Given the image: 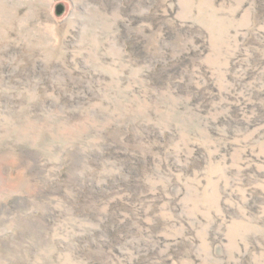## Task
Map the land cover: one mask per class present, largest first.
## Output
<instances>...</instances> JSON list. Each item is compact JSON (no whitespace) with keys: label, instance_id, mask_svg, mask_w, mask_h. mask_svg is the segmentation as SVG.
I'll return each mask as SVG.
<instances>
[{"label":"rangeland","instance_id":"374dc122","mask_svg":"<svg viewBox=\"0 0 264 264\" xmlns=\"http://www.w3.org/2000/svg\"><path fill=\"white\" fill-rule=\"evenodd\" d=\"M0 264H264V0H0Z\"/></svg>","mask_w":264,"mask_h":264}]
</instances>
